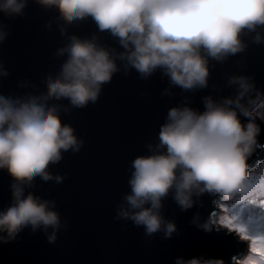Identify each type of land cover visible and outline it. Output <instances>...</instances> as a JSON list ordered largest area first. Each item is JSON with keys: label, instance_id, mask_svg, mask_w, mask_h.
Returning a JSON list of instances; mask_svg holds the SVG:
<instances>
[{"label": "clouds", "instance_id": "1", "mask_svg": "<svg viewBox=\"0 0 264 264\" xmlns=\"http://www.w3.org/2000/svg\"><path fill=\"white\" fill-rule=\"evenodd\" d=\"M58 5L62 26L69 35L60 48L66 55L60 70L50 73L49 87L19 95L0 94V168L16 173L14 200L0 206V234L17 237L25 228H43L50 242L63 226L56 202L30 190L37 177L62 183L64 176L50 166L69 150L83 146L75 128L61 112L96 102L104 84L115 73L135 69L147 78L157 70L171 86L184 91L209 85L210 63L224 62L253 42L264 43V0H36ZM28 0H0V13L15 18L25 14ZM92 18L101 32L118 40L120 48L102 44L98 36L81 37L70 25ZM54 22V21H53ZM254 34V35H253ZM8 36L0 24V43ZM122 49V50H121ZM8 72L0 64V76ZM234 95L204 97L201 111L182 103L168 111L158 142L148 154L131 162L130 191L118 208V218L144 226L151 235L163 231L170 237L177 225L163 214L169 195L183 209L192 208L205 193L218 196L221 209L251 192L249 159L260 147L264 115V90L246 74L233 75ZM167 91V90H166ZM68 100L69 105L56 103ZM244 118H247L246 120ZM264 209V199H251ZM238 215L227 219L211 215L199 226L235 231L250 241L251 255L239 264H264V233L249 232ZM237 225H241L237 227ZM175 264H225L221 258L178 257Z\"/></svg>", "mask_w": 264, "mask_h": 264}, {"label": "water", "instance_id": "2", "mask_svg": "<svg viewBox=\"0 0 264 264\" xmlns=\"http://www.w3.org/2000/svg\"><path fill=\"white\" fill-rule=\"evenodd\" d=\"M24 11L15 18L0 13V24L8 31L0 43V64L8 72L0 76V94L5 96L47 89L50 73L58 72L66 59L60 48L69 35L62 26L66 21L60 17L61 8L28 0ZM69 32L95 35L102 44L120 48L118 40L101 32L90 17L71 24ZM245 40L244 51L224 62L211 61L206 88L184 91L171 86L161 70L144 78L134 68L122 67L104 84L96 102L63 110V121L75 128L83 146L65 152L50 166L54 174L64 176L62 183L37 177L30 189L56 202L63 226L54 243L43 228L27 227L13 239L0 234V264H175L178 257L194 256L238 264L247 250L244 240L227 228L213 226L208 231L199 226L219 212L215 194H203L187 210L171 195L165 198L163 214L177 225L170 237L163 231L149 235L144 226L118 218V208L130 191L131 162L158 142L170 108L187 103L202 111L204 97L234 95L236 88L228 83L233 75H249L264 90V43L257 44L250 36ZM56 103L69 105L68 100ZM258 122L264 129V115ZM259 141L264 145V130ZM263 162L264 147H260L250 157L249 167ZM16 178L10 166L0 168V206L14 200Z\"/></svg>", "mask_w": 264, "mask_h": 264}, {"label": "rangeland", "instance_id": "3", "mask_svg": "<svg viewBox=\"0 0 264 264\" xmlns=\"http://www.w3.org/2000/svg\"><path fill=\"white\" fill-rule=\"evenodd\" d=\"M249 170L250 173L252 174L250 178L251 192L247 196H243L234 202H229L227 211H225V209L219 208L218 213L220 218L227 219L230 216L238 215L243 219H247L249 216H254V215L258 216V210L255 209L254 206H251L249 201L251 199H264V179H263L264 162L260 164L258 167L253 168V170L252 168H249ZM245 242H246L247 250L242 257H239L237 259L236 262L238 264L240 260L246 259L251 255L250 241H245Z\"/></svg>", "mask_w": 264, "mask_h": 264}, {"label": "snow or ice", "instance_id": "4", "mask_svg": "<svg viewBox=\"0 0 264 264\" xmlns=\"http://www.w3.org/2000/svg\"><path fill=\"white\" fill-rule=\"evenodd\" d=\"M255 209L258 210V218L255 216H249L247 220H244L239 216L238 219L241 221L242 226L245 227L249 232L264 233V209ZM239 226L241 225H237V227Z\"/></svg>", "mask_w": 264, "mask_h": 264}, {"label": "bare ground", "instance_id": "5", "mask_svg": "<svg viewBox=\"0 0 264 264\" xmlns=\"http://www.w3.org/2000/svg\"><path fill=\"white\" fill-rule=\"evenodd\" d=\"M255 216V215H254ZM255 217H257L258 218V216H255ZM244 220H247V219H244Z\"/></svg>", "mask_w": 264, "mask_h": 264}]
</instances>
